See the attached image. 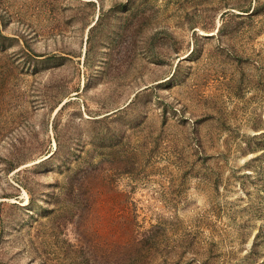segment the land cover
Returning a JSON list of instances; mask_svg holds the SVG:
<instances>
[{
  "label": "rangeland",
  "instance_id": "374dc122",
  "mask_svg": "<svg viewBox=\"0 0 264 264\" xmlns=\"http://www.w3.org/2000/svg\"><path fill=\"white\" fill-rule=\"evenodd\" d=\"M0 264H264V0H0Z\"/></svg>",
  "mask_w": 264,
  "mask_h": 264
}]
</instances>
